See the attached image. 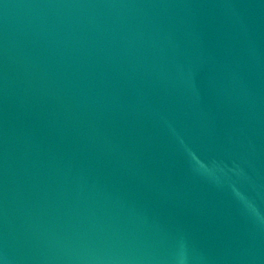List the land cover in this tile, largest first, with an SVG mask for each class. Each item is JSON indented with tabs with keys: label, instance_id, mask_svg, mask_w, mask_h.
Masks as SVG:
<instances>
[{
	"label": "water",
	"instance_id": "1",
	"mask_svg": "<svg viewBox=\"0 0 264 264\" xmlns=\"http://www.w3.org/2000/svg\"><path fill=\"white\" fill-rule=\"evenodd\" d=\"M0 264H264V0H0Z\"/></svg>",
	"mask_w": 264,
	"mask_h": 264
}]
</instances>
